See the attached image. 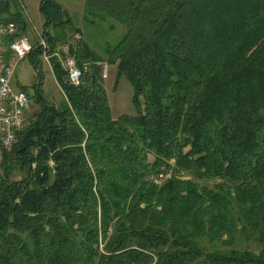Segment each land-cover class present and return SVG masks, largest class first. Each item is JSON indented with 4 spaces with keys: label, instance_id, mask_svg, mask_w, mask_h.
I'll return each instance as SVG.
<instances>
[{
    "label": "trees",
    "instance_id": "obj_1",
    "mask_svg": "<svg viewBox=\"0 0 264 264\" xmlns=\"http://www.w3.org/2000/svg\"><path fill=\"white\" fill-rule=\"evenodd\" d=\"M84 12L126 32L104 56L70 45L78 86L51 59L64 101L33 99L2 150L0 264H264V0H85ZM44 36L52 50L65 40ZM104 63L135 114L112 115Z\"/></svg>",
    "mask_w": 264,
    "mask_h": 264
},
{
    "label": "rangeland",
    "instance_id": "obj_2",
    "mask_svg": "<svg viewBox=\"0 0 264 264\" xmlns=\"http://www.w3.org/2000/svg\"><path fill=\"white\" fill-rule=\"evenodd\" d=\"M45 1L10 0L7 10L0 12V18L15 15L20 34L33 46L38 43L37 34L44 35L47 30L50 37L65 35V40L57 41L56 46L73 45L81 39L100 56H104V50L117 44L126 32L125 27L111 19L93 21V18H84L85 0H56L47 4L44 12L41 6ZM56 3L61 10H56ZM48 18L51 22H48ZM104 65L106 64H103V69ZM51 66L41 53L31 52L16 67L11 85L14 89H24L29 96L27 119L38 111V104L33 99L41 98L46 104L55 106H60L64 101L62 88L54 77ZM115 78V67L107 66L104 86L112 115L117 117L121 114H135L130 83L125 78L115 83Z\"/></svg>",
    "mask_w": 264,
    "mask_h": 264
},
{
    "label": "built area",
    "instance_id": "obj_3",
    "mask_svg": "<svg viewBox=\"0 0 264 264\" xmlns=\"http://www.w3.org/2000/svg\"><path fill=\"white\" fill-rule=\"evenodd\" d=\"M38 35V43L33 46L20 34L14 22H0V166L2 150L10 148L17 139V133L26 124V112L29 109V96L23 89H14L11 85L16 67L20 60L32 51L40 49L44 60L51 65L55 58L66 71V80L72 86H78L85 68L77 64L71 46H56L53 50L44 35ZM76 38V37H75ZM103 69V77L106 73Z\"/></svg>",
    "mask_w": 264,
    "mask_h": 264
}]
</instances>
